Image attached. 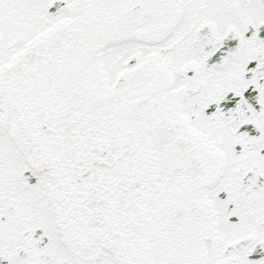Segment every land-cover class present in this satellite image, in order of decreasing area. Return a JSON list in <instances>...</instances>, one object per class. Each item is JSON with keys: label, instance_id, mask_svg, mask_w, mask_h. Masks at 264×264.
<instances>
[{"label": "snow or ice", "instance_id": "1", "mask_svg": "<svg viewBox=\"0 0 264 264\" xmlns=\"http://www.w3.org/2000/svg\"><path fill=\"white\" fill-rule=\"evenodd\" d=\"M0 264H264V0H0Z\"/></svg>", "mask_w": 264, "mask_h": 264}]
</instances>
